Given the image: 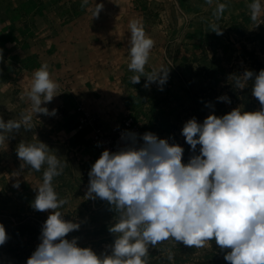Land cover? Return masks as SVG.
Returning a JSON list of instances; mask_svg holds the SVG:
<instances>
[{"label":"crops","instance_id":"1","mask_svg":"<svg viewBox=\"0 0 264 264\" xmlns=\"http://www.w3.org/2000/svg\"><path fill=\"white\" fill-rule=\"evenodd\" d=\"M252 2L88 0L82 6L83 0H0V116L18 120L29 109V102L21 97L42 64L49 66L52 79L60 85V94L42 105L49 111L56 109V114H37L32 130L12 133L15 137L8 140L7 150H0V224L6 232L16 224L38 230L34 235L24 233L12 251L1 247V262L15 264L29 253L25 248H36L50 214L31 207L36 196L33 187L42 183L47 165L39 172L28 166L21 170L15 151L20 141L35 143L37 136L65 165L52 181L59 198L68 200L58 210L85 230L96 225L94 217L112 214L107 202L85 198L88 173L98 155L91 143L96 127L108 129L132 116L142 134L152 132L178 143L190 158L193 152L181 134L186 121L195 117L202 123L209 114L223 116L236 107L255 111V97L251 95L247 100L251 106H245L243 90H232L230 77L254 63L264 69V18L251 20L248 5ZM218 3L227 8L216 20L213 12ZM96 4L103 8L94 17ZM131 19L141 20L155 41L146 73L169 68L163 90L157 83L146 88V77L139 84L131 82L136 74L128 68ZM212 23L223 29L222 35L211 31ZM221 95L231 103L219 101ZM84 113L88 119L78 128ZM17 182L19 188L14 187Z\"/></svg>","mask_w":264,"mask_h":264},{"label":"clouds","instance_id":"2","mask_svg":"<svg viewBox=\"0 0 264 264\" xmlns=\"http://www.w3.org/2000/svg\"><path fill=\"white\" fill-rule=\"evenodd\" d=\"M206 3L212 5L213 0ZM87 4L83 0L82 6ZM248 7L253 22L264 18L262 0H253ZM102 8L103 4H96L94 17ZM226 8L225 3L216 5V20ZM210 27L217 35L223 34L216 23ZM128 28V68L136 73L130 78L132 84L146 77V88L157 83L163 90L169 68L145 71L155 41L139 19H131ZM230 77L239 90L253 82L251 95L260 108L250 112L236 107L223 116L209 114L202 123L195 117L186 121L181 134L193 152L187 163L182 162L180 144L152 132L138 136L125 131L121 134L124 146L115 152L105 149L92 164L85 198H99L115 213L108 227L114 236L109 252L97 254L79 246L78 237L66 238L80 224L66 220L58 210L68 200L59 198L52 181L65 165L37 136L35 143L20 141L15 151L21 170L28 166L39 172L47 165L42 183L33 187L36 196L31 207L50 212L42 225L40 243L26 264H149L150 248L166 241L196 249L212 247L214 241L225 253L227 264H264V69L258 73L245 69ZM59 87L46 63L32 73L21 97L27 99L29 109L18 120L5 121L0 116V150H7L8 140L15 137L12 133L21 128L32 130L37 114H56V109L49 111L42 105L60 94ZM217 99L231 103L227 95ZM19 186V182L14 185ZM8 239L0 224V246ZM168 259H173L171 251Z\"/></svg>","mask_w":264,"mask_h":264},{"label":"trees","instance_id":"3","mask_svg":"<svg viewBox=\"0 0 264 264\" xmlns=\"http://www.w3.org/2000/svg\"><path fill=\"white\" fill-rule=\"evenodd\" d=\"M262 69V66H260L258 63H254L253 66H250L248 70H252L255 73H258ZM239 74V72L235 73ZM234 81V80H233ZM252 81L248 82V85L245 89L242 91V96L244 98V105L246 106V103L249 104V107L251 106L252 102H248L247 100L251 96V86ZM234 85V83H233ZM235 87H232V90ZM256 102L253 103V105H259L258 100L255 98ZM254 100V101H255ZM195 154H198L196 152ZM115 213L112 211V214L109 216H103L100 217H94V220H96V225L90 229H79L78 231H73L68 234L66 238L71 237H78V245L81 247H90L94 251H97L99 254L106 252L108 249V246L111 245L114 241V236L108 231V227L111 224L112 221L102 222L106 218H114ZM102 220V221H101ZM38 232L37 229L32 228L25 224H16L12 225L10 230L7 232L9 239L6 244H4L1 247H6L7 250L13 249L12 245L14 243H17L18 240L21 238L24 233H29L31 235H34ZM104 243H107L106 246H104ZM161 246L158 248H150V255H149V264H227V262L224 260L225 253L220 251L218 246L215 244V242H212V249L211 251L207 252L202 258L199 260H196L195 262H190L189 254L191 252H194L196 248H190L187 246H184L182 243L176 244V246L169 245V246H163V244H160ZM36 248L31 249V253ZM14 251V250H13ZM169 251L173 254V259L170 261L168 259ZM31 255V254H30ZM0 264H9V263H3L0 261Z\"/></svg>","mask_w":264,"mask_h":264},{"label":"built area","instance_id":"4","mask_svg":"<svg viewBox=\"0 0 264 264\" xmlns=\"http://www.w3.org/2000/svg\"><path fill=\"white\" fill-rule=\"evenodd\" d=\"M87 119L88 115L84 113L78 120V128H81ZM125 131L135 132L138 136L143 135L140 126L132 116H127L121 125L112 126L108 129L96 127L92 134L91 143L98 153L97 159L105 149L115 152L123 147L124 141L121 140V134ZM139 142L142 143V141ZM188 160V157L183 155L182 162L187 163Z\"/></svg>","mask_w":264,"mask_h":264},{"label":"rangeland","instance_id":"5","mask_svg":"<svg viewBox=\"0 0 264 264\" xmlns=\"http://www.w3.org/2000/svg\"><path fill=\"white\" fill-rule=\"evenodd\" d=\"M255 111L256 110H259V108H257V105H255L254 107ZM189 159V158H188ZM11 219V217H10ZM12 222H15L17 223L18 222V219L16 217H12L11 219ZM107 243H104V245H106ZM172 244V242H169V241H166L163 243V246H166V245H170ZM161 245H158L156 248L160 247ZM176 246V244H175ZM29 253L28 254H32L31 253V248H25ZM211 247H208V248H202V249H194L195 251L194 252H191L189 255V261L192 263V262H195L196 260H199L200 258H202V256H204L207 252L211 251ZM110 249L108 248L106 250V252H109ZM97 254H99L97 251H95ZM105 253V252H104ZM28 254H22L21 255V260L16 262L15 264H26V261H27V257H28Z\"/></svg>","mask_w":264,"mask_h":264}]
</instances>
